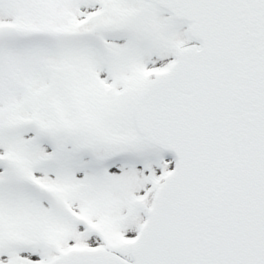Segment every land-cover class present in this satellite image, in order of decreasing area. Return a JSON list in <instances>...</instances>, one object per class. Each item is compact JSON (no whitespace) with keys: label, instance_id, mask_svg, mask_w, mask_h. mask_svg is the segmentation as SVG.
Listing matches in <instances>:
<instances>
[{"label":"snow or ice","instance_id":"snow-or-ice-1","mask_svg":"<svg viewBox=\"0 0 264 264\" xmlns=\"http://www.w3.org/2000/svg\"><path fill=\"white\" fill-rule=\"evenodd\" d=\"M0 264H264V0H0Z\"/></svg>","mask_w":264,"mask_h":264}]
</instances>
